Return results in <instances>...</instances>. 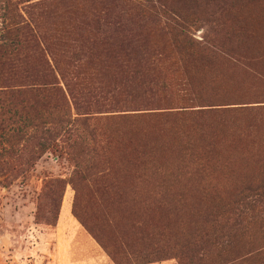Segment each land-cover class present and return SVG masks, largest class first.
<instances>
[{"label":"rangeland","instance_id":"rangeland-1","mask_svg":"<svg viewBox=\"0 0 264 264\" xmlns=\"http://www.w3.org/2000/svg\"><path fill=\"white\" fill-rule=\"evenodd\" d=\"M263 20L264 0H0V264H116L75 209L125 252L120 264L167 248L147 264H182L189 244V264H264ZM176 22L186 29L166 28ZM108 23L130 33L98 31ZM64 29L109 101L36 159L33 122L65 110L48 72L68 65L53 38ZM123 36L140 43L105 45ZM125 64L145 67V86L109 96ZM35 84L48 87L40 102Z\"/></svg>","mask_w":264,"mask_h":264},{"label":"trees","instance_id":"trees-1","mask_svg":"<svg viewBox=\"0 0 264 264\" xmlns=\"http://www.w3.org/2000/svg\"><path fill=\"white\" fill-rule=\"evenodd\" d=\"M99 2H103L106 0H97ZM264 21V20H263ZM168 29H181L180 31H184L186 27L182 25L179 22L173 23V25L166 26ZM251 33V38L254 36L257 37L256 31L253 32L250 28H247ZM98 31H105L106 33L111 34H126L128 35L130 33L128 27L124 26L123 24H112L108 23L104 26H99ZM71 31L70 30H62L61 32H56L55 36L53 35L54 40L58 43L61 41L64 45L69 46L71 49V55L68 57V65L65 69L60 70L58 66V62L56 60H53V65L49 68V75L52 78L51 88H50V94H58L60 96L61 101L64 103L65 110L62 113H58L57 115H51L49 118L44 117L43 115H40L32 125L33 128V138L38 140V152L35 153L36 159H40L44 154L50 151H55L59 148V142L62 141V138L65 136L71 137L72 134L75 132V127H86V125L92 121L95 120L96 117H94L95 114H100L101 112L97 111V108L100 107V105L105 104L108 102V99H101V96L99 94V88L92 85L88 80L90 79V75L87 74L86 70L83 68L82 63V53L84 47L81 45L74 44L73 47H71V44H69V39L71 38ZM262 37H264V31L262 33ZM261 39V38H260ZM242 40V39H241ZM72 41V40H71ZM76 43V42H75ZM135 43H140V41L135 39H130L126 36H123L121 39L118 38L117 41L109 39L105 45L108 49L116 50V49H128L135 45ZM87 49L88 53H93L96 49V43L93 44L87 43ZM114 81L111 85V88L108 89V95L114 96V98L120 94L122 90L126 91L130 96L135 97L138 95L137 90L135 89V86H145L144 81V73H145V67L143 66H127L125 64L123 68H117L114 69ZM113 72V70H112ZM124 73V74H123ZM58 76L61 78V80L64 83L65 90L67 91L68 97L64 94L63 90L59 87L58 83ZM233 78L228 76V80L231 81ZM237 85H240V81H235ZM48 87L45 84H35L34 85V96L37 98V102H40L46 97ZM145 93V89L142 88ZM71 100L73 108L75 113H72V110L67 109L66 107V101ZM70 102V101H69ZM60 107L63 108V104ZM214 105H206V106H199V107H213ZM223 106V105H220ZM190 107H180L177 109L186 110ZM123 111H116V108H113V111L105 112V113H115V114H122ZM170 113V112H166ZM137 115V114H133ZM125 116V115H123ZM91 132V131H90ZM89 133V132H88ZM90 134V133H89ZM93 133L91 132L90 136L91 138ZM95 153V147L94 151L92 153ZM93 153V154H94ZM114 175L112 174L110 177L109 175L103 176L104 179L102 181L103 185H107L108 179L112 182ZM109 196V195H108ZM111 196L106 198L104 201V204L108 207L112 208L113 203L110 202ZM79 206V205H78ZM113 210V208H112ZM75 214L77 217L85 224L87 229L93 234L95 239L100 243V245L103 247V249L108 253L110 258L113 262L116 264H120L119 257L123 260L122 256L125 252H121L118 247L115 246V244H112L111 240H106L102 237V233L100 231L96 232L94 228V224L92 222H86L88 221V218H86V213L80 212V210L75 209ZM112 215V211L110 209H107V211L102 212V217H110ZM134 215V214H133ZM141 217V216H140ZM102 225V224H101ZM107 226H110L109 223H106ZM133 231L140 232L141 234H145V228L144 223L136 222L132 224ZM184 251L179 250V252H176V258H178L182 264H189L191 261V251L190 244L186 245L184 247ZM171 250L169 248L162 250L161 252H156L155 249H146L145 254H143V261L142 264H147L153 261L152 259L157 257V253H161L162 257L158 256V259L165 258L166 256H169ZM138 253V252H137ZM139 254V253H138ZM140 255L133 256L131 259L138 260L141 257ZM132 257V256H130ZM130 258H126L128 261ZM141 264V261H140Z\"/></svg>","mask_w":264,"mask_h":264}]
</instances>
